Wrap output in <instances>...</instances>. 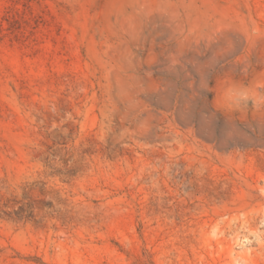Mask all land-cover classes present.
Listing matches in <instances>:
<instances>
[{"label":"rangeland","instance_id":"obj_1","mask_svg":"<svg viewBox=\"0 0 264 264\" xmlns=\"http://www.w3.org/2000/svg\"><path fill=\"white\" fill-rule=\"evenodd\" d=\"M0 264H264V0H0Z\"/></svg>","mask_w":264,"mask_h":264}]
</instances>
